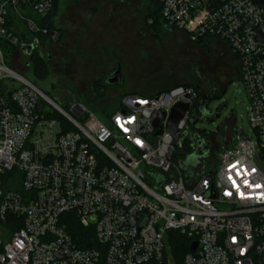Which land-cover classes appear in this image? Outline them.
<instances>
[{"label": "built area", "instance_id": "built-area-1", "mask_svg": "<svg viewBox=\"0 0 264 264\" xmlns=\"http://www.w3.org/2000/svg\"><path fill=\"white\" fill-rule=\"evenodd\" d=\"M160 4L161 20L192 42L228 46L250 131L234 127L187 177L175 157L184 135L189 146L200 137L190 127L196 86L125 94L107 124L80 103L69 115L4 62L5 47L57 40L38 22L54 0H0V264H174L175 236L187 243L183 264H264V14L250 0ZM179 103L189 110L174 132L167 118ZM67 215L92 229L91 247L74 241Z\"/></svg>", "mask_w": 264, "mask_h": 264}, {"label": "rangeland", "instance_id": "rangeland-1", "mask_svg": "<svg viewBox=\"0 0 264 264\" xmlns=\"http://www.w3.org/2000/svg\"><path fill=\"white\" fill-rule=\"evenodd\" d=\"M150 9L148 0H59L54 11L58 40L39 43L30 56L5 47L4 62L65 113L72 115L71 105L80 103L103 124L119 96L129 92L148 94L193 84L205 93L209 86H226L221 99L209 105L210 114L196 120L193 130L208 144L218 142L228 130L224 118L232 113L235 127L250 131L249 103L227 46L210 40L203 49L182 31L151 29L146 21ZM39 58L44 70L37 66ZM117 66L121 84L105 86L99 97L97 90ZM220 104L226 112L213 120ZM190 153L185 150L175 160L183 163Z\"/></svg>", "mask_w": 264, "mask_h": 264}, {"label": "water", "instance_id": "water-1", "mask_svg": "<svg viewBox=\"0 0 264 264\" xmlns=\"http://www.w3.org/2000/svg\"><path fill=\"white\" fill-rule=\"evenodd\" d=\"M251 4H253L255 7L260 9L264 14V0H250ZM255 40L259 43L264 44V31L259 32L255 31ZM37 41L34 40L33 44H36ZM35 47L30 45H23L21 46V52L27 56H30L33 52ZM121 73H120V67L117 66L115 71H113L110 75L106 78V83L110 86L113 85H119L121 84ZM201 99L198 101L197 108L194 109V114H200L199 116H193V119L191 120V123L193 124L194 120L196 119H203L206 115L210 114L209 104L212 101H217L221 98V96L217 97L216 99L209 98L204 93L201 94ZM219 110L224 108V106L217 107ZM189 105L188 104H175L167 118V127L171 128L174 132L176 131V125L179 122V120L188 112ZM219 114H214L213 120L217 119ZM165 118V115L163 113H159L156 117V119L153 122V126L157 127L161 121H163ZM156 134H160L159 131L156 132ZM186 140L185 135L178 141V147H182L183 142ZM188 140L190 141V148L191 153L186 156V160L181 163L180 169L184 172V174L188 177L190 173L192 172L193 168H198L201 172L203 169V166L206 162V156L208 154V146L206 142L200 138L197 134H190L188 137ZM195 243H193L190 247V251H193L195 249Z\"/></svg>", "mask_w": 264, "mask_h": 264}, {"label": "trees", "instance_id": "trees-1", "mask_svg": "<svg viewBox=\"0 0 264 264\" xmlns=\"http://www.w3.org/2000/svg\"><path fill=\"white\" fill-rule=\"evenodd\" d=\"M59 0H54V6L53 9L51 11V13L47 16L46 19L44 20H39L38 22L40 23L41 26L46 27L49 32H52L55 30V19H54V11L56 10V6H58ZM148 5L151 8L149 10V12L146 14V21L148 23V26L151 29H156L158 31H162V30H173V27H168L162 20H161V16H160V0H148ZM56 31V30H55ZM58 34V33H57ZM40 38V43H44V42H48L49 41V36L48 35H42L39 36ZM57 40H58V36H57ZM210 40H214V39H210V38H202L200 40L195 41V44H199L202 46L203 49L206 48V44L210 41ZM226 45V44H225ZM228 48V46H227ZM229 50V49H228ZM42 62L43 59L39 58L37 63H38V67H42L44 70V67L42 66ZM40 67V68H41ZM39 68V69H40ZM110 75V74H109ZM186 85H192V84H186ZM105 86H110L106 83V79L104 80V84H103V88H100L97 90V94L99 97L103 96L105 93ZM198 89L199 87L197 85H195ZM169 90V89H167ZM165 90V91H167ZM163 92V91H161ZM133 93V92H131ZM160 92H157L155 94H158ZM133 94H139V93H133ZM146 96H149L147 94H143ZM154 95V94H153ZM122 97V95L119 96V98ZM117 108V107H116ZM116 108L114 110H116ZM194 112L192 114L191 120L193 119L194 116ZM200 114H196L195 116H199ZM61 121L62 118H59ZM198 120V119H196ZM194 120V122L196 121ZM190 121V127L193 128V125ZM64 123V122H63ZM182 149L185 152V150H191L190 146L184 141L182 144ZM65 224H66V228L67 231L71 234V236L73 237L74 241L81 247H91L92 246V238H93V234H92V229H84L76 220V218L72 215H67L64 218ZM87 239V240H86ZM91 240V241H88ZM169 251H170V255H171V259L173 261L174 264H183V256L184 254L187 252V243L186 240L182 237H178L175 236V238L173 239V241L170 243L169 245Z\"/></svg>", "mask_w": 264, "mask_h": 264}, {"label": "flooded vegetation", "instance_id": "flooded-vegetation-1", "mask_svg": "<svg viewBox=\"0 0 264 264\" xmlns=\"http://www.w3.org/2000/svg\"><path fill=\"white\" fill-rule=\"evenodd\" d=\"M113 71H115V70H113ZM225 89H226V86H222L220 89H217L215 87L213 88V87L209 86L208 89H207L208 91L205 92L204 94L207 95L209 98L216 99L217 97H219L222 94H224ZM198 91H199L200 94H202V91L200 89H198ZM219 100H217V101H219ZM198 101H197V104H198ZM219 106H222V107L224 106V108H222L220 110L217 108L215 110V113L214 114H219V116H220L221 114H223V113L226 112V106L223 105V104L218 105V107ZM196 108H197V105H196ZM224 123L226 124L228 130L225 131V134L222 137V139L220 141H218V142L213 143V144L206 143L207 146H208V154L206 156V159L209 156L212 157L214 155L215 150H217L218 148L226 147V146H228L231 143V140H232V131H233L234 127H235V116H234V114H232V113L226 114V116L224 118Z\"/></svg>", "mask_w": 264, "mask_h": 264}, {"label": "crops", "instance_id": "crops-1", "mask_svg": "<svg viewBox=\"0 0 264 264\" xmlns=\"http://www.w3.org/2000/svg\"><path fill=\"white\" fill-rule=\"evenodd\" d=\"M167 89H170V88H161V89H157L155 91H150L147 95H153V94H155L157 92L165 91ZM129 93H131V92H129ZM133 93H136V92H133Z\"/></svg>", "mask_w": 264, "mask_h": 264}]
</instances>
